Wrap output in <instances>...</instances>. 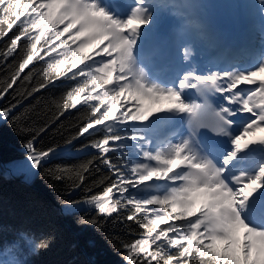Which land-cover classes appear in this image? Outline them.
I'll return each mask as SVG.
<instances>
[{
    "label": "snow or ice",
    "instance_id": "obj_1",
    "mask_svg": "<svg viewBox=\"0 0 264 264\" xmlns=\"http://www.w3.org/2000/svg\"><path fill=\"white\" fill-rule=\"evenodd\" d=\"M256 2L264 17V0ZM200 7L198 0H0V100L15 101L0 108V120L30 134L21 167L40 171L59 145L37 147V139L66 113H82L64 146L85 138L81 149L93 154L45 175L84 191L61 202L94 210L78 225L99 229L115 214L130 237L109 241L122 264H264V52L246 66L240 49L224 70L174 74L144 54L158 14L186 36L203 28L192 19ZM177 54L191 64L195 46L182 43ZM58 81L70 86L41 126L13 115ZM177 123L180 131L159 138ZM113 152L125 159L113 161ZM53 239L25 229L7 240L0 225V264H29Z\"/></svg>",
    "mask_w": 264,
    "mask_h": 264
},
{
    "label": "trees",
    "instance_id": "obj_2",
    "mask_svg": "<svg viewBox=\"0 0 264 264\" xmlns=\"http://www.w3.org/2000/svg\"><path fill=\"white\" fill-rule=\"evenodd\" d=\"M69 86L70 82L58 81L55 86L22 100L13 115L23 114V122L29 127L41 126L55 112L53 98H59ZM14 102L9 95L0 100V108ZM81 115L76 110L66 113L46 135L37 139V147H59L35 173L21 167L26 155L24 144L30 134L19 132L11 119L0 120V225L4 229V238L12 240L17 230L25 229L37 236L50 233L54 237L46 251L29 258V264H122L121 255L109 241L112 237L121 240L130 237L126 227L116 221L115 214L113 218L102 220L99 229L78 225V217H90L94 210L82 203L69 210L62 207L61 202L79 201L84 197V191H71L66 184L54 183L45 175L47 168L77 164L93 154L94 150L81 149V145L88 142L85 138L72 146H64V138L73 131L71 126ZM110 155L115 162L125 159L120 152ZM101 171L106 170L102 168Z\"/></svg>",
    "mask_w": 264,
    "mask_h": 264
},
{
    "label": "bare ground",
    "instance_id": "obj_3",
    "mask_svg": "<svg viewBox=\"0 0 264 264\" xmlns=\"http://www.w3.org/2000/svg\"><path fill=\"white\" fill-rule=\"evenodd\" d=\"M236 1L238 2V4H242V5H245V4L247 3L246 0H236ZM206 2H207V1H206ZM229 7H230V9L233 11L231 14H229V16L232 15V14H235V13H236V12H235L236 10L234 9V7H233L232 5H230V4H229ZM164 15H165V13H160V14H158L154 26H156L158 23H160V21L163 19ZM203 17H205V15H203L202 10L199 8V9H198V13H197V18L203 21ZM248 19L253 20V19H254L253 14H248ZM176 23H177V22H175V24H176ZM242 23H243V21L241 22V24H242ZM154 26H153V27H154ZM190 35H192V33H189V34H187L186 36L190 37ZM186 36H184V37H186ZM211 38L214 39V37H211ZM185 39H186V38H185ZM222 39L224 40V42H229L228 40H226V38H225L224 36H222ZM214 40H215L216 43H220V42H221V39H220V37L218 36V34L216 35V37H215ZM247 42H248V43H252L251 45H252L253 47L258 43V41H256L255 39H253V37H252V39L248 38V39H247ZM193 45L195 46V51H196V53L201 52L202 49H203V47L205 46V40H204V39H201V40H193ZM240 49H242V47H241V48H240V47L237 48V50H240ZM251 54H252V56L249 55L248 57H246V58H245V61L248 62V61H252V60L254 59V58H253V51L251 52Z\"/></svg>",
    "mask_w": 264,
    "mask_h": 264
},
{
    "label": "rangeland",
    "instance_id": "obj_4",
    "mask_svg": "<svg viewBox=\"0 0 264 264\" xmlns=\"http://www.w3.org/2000/svg\"><path fill=\"white\" fill-rule=\"evenodd\" d=\"M250 1H252V5L249 6V10L252 12V10H256L258 11V6H257V2L256 0H246V2L249 4ZM229 4L232 5L234 7V9L236 10L235 14L233 15L234 19H237L238 17H242L244 15V9L241 7L240 10L238 11L237 7H238V3L236 2V0H215V4H213V7H211V12L214 11L216 7H218V9L220 10L221 14L227 15V14H231L233 11L230 9ZM254 12V11H253ZM232 19H230L229 17V21H231ZM170 130V127H167L165 129H162L161 131H164V133H167Z\"/></svg>",
    "mask_w": 264,
    "mask_h": 264
},
{
    "label": "water",
    "instance_id": "obj_5",
    "mask_svg": "<svg viewBox=\"0 0 264 264\" xmlns=\"http://www.w3.org/2000/svg\"><path fill=\"white\" fill-rule=\"evenodd\" d=\"M170 26H169V23H168V25L167 26H164L163 27V29H161L163 32H166L167 30H168V28H169Z\"/></svg>",
    "mask_w": 264,
    "mask_h": 264
}]
</instances>
